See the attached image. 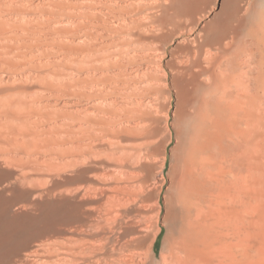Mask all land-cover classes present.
Segmentation results:
<instances>
[{
	"label": "rangeland",
	"instance_id": "374dc122",
	"mask_svg": "<svg viewBox=\"0 0 264 264\" xmlns=\"http://www.w3.org/2000/svg\"><path fill=\"white\" fill-rule=\"evenodd\" d=\"M174 1L0 0V264L60 263L62 232L72 235L64 201L84 194L101 205L108 174L128 193L122 243L144 238L143 260L149 247L158 262L167 255L177 134L207 81L187 46L222 0L202 1L187 16L196 26L184 18L165 40L153 20ZM213 131L202 154L204 226L227 247L207 264H264V128Z\"/></svg>",
	"mask_w": 264,
	"mask_h": 264
},
{
	"label": "bare ground",
	"instance_id": "6f19581e",
	"mask_svg": "<svg viewBox=\"0 0 264 264\" xmlns=\"http://www.w3.org/2000/svg\"><path fill=\"white\" fill-rule=\"evenodd\" d=\"M202 1L209 5L212 0H175L177 7L175 4L171 6H175L173 11L165 9L166 13L157 16L159 18L150 16V20L158 21L155 23L163 29V39L172 40L170 35L183 31L186 21L201 11ZM206 16L208 20L203 34L199 41L195 40L198 41L194 46L196 51H192L194 47L187 46V53L192 55L191 52H195V66L207 81L198 84L199 88L197 86L204 91V96L196 104L191 123L177 134L183 153L176 170L178 177L171 179V192L174 194L166 205L168 214L165 222L172 232L167 255L158 262L149 247L143 260L137 249L146 246L144 238L137 237L122 243V231L119 229L123 224V207L128 193L117 176L108 174L104 179L110 186L101 205L97 197L86 194L76 202L71 199L64 201L62 226H70L72 235L67 236L66 229L62 232L64 238L59 243L58 264H207L218 251L226 249L224 242L208 233L210 228H205L206 223L204 226L207 190L203 181L206 180V170L202 154L211 140V131H216L214 128L225 135L232 130L247 136L256 126L264 128V0H222L218 12L207 10ZM188 22L195 25L194 20ZM228 248L233 255L236 254L233 243Z\"/></svg>",
	"mask_w": 264,
	"mask_h": 264
}]
</instances>
